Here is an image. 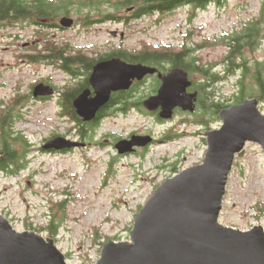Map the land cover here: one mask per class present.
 I'll list each match as a JSON object with an SVG mask.
<instances>
[{"label":"rangeland","instance_id":"rangeland-1","mask_svg":"<svg viewBox=\"0 0 264 264\" xmlns=\"http://www.w3.org/2000/svg\"><path fill=\"white\" fill-rule=\"evenodd\" d=\"M227 4L223 9L210 6L194 18L188 8L177 14L152 13L140 19L132 17L133 9H126L118 13L119 21L100 24L98 20L106 14L93 11L91 20L95 23L85 26L86 11L83 15L72 11L71 29L57 28L66 17L63 15L42 20L45 25L18 22L0 26V111L19 102L16 130L30 147L25 171L15 177L0 171V213L17 231L44 229L39 233L55 240L68 264H95L104 244L129 240L136 216L159 186L203 163L207 151L204 134L222 124L219 116H207L208 125H201L194 113L180 110L164 121L145 108L127 113L110 109L96 134L82 141L77 124L63 115L58 93L48 102L32 96L40 83L54 86L60 94L76 83L60 62L43 59L46 38H52L58 49L68 45L93 57L141 46L178 50L186 44L199 66H214L210 73L226 78L206 81L194 73L192 79L197 84L210 83L208 89L216 102L234 106L242 74L229 76L225 72L229 49L222 40L260 18L264 0H229ZM104 11L112 13L101 4ZM245 52L251 62L264 61V41L258 50ZM34 56L39 62L32 61ZM152 82L148 80L141 92L151 90ZM260 109L264 113V103ZM58 136L87 146L70 152H45L44 144ZM132 136H151L154 142L136 153L119 155L115 145ZM61 203L62 207L55 205ZM53 214L63 221L58 234L51 237L46 229ZM220 222L242 231L264 227V151L257 144H248L236 158Z\"/></svg>","mask_w":264,"mask_h":264},{"label":"water","instance_id":"water-1","mask_svg":"<svg viewBox=\"0 0 264 264\" xmlns=\"http://www.w3.org/2000/svg\"><path fill=\"white\" fill-rule=\"evenodd\" d=\"M61 28L70 29L74 20L64 17ZM117 36L116 33H113ZM158 74L162 84L157 95L143 107L161 120H171L177 110L195 113L197 92L185 69L167 75L121 58L102 61L89 79L91 88L74 101L82 123H91L106 107L114 93L129 91L135 81ZM51 85L40 83L33 97L50 98ZM161 109V110H160ZM221 127L205 132L207 151L202 164L186 169L159 186L136 216L128 241L104 244L95 264H264V227L249 231L227 227L220 222L224 199L236 158L248 144L264 151V113L257 99L223 109ZM151 136H132L115 148L119 155L151 146ZM87 144L65 137L47 141L44 151L69 152ZM0 264H68L55 240L35 231L19 232L0 213Z\"/></svg>","mask_w":264,"mask_h":264},{"label":"trees","instance_id":"trees-1","mask_svg":"<svg viewBox=\"0 0 264 264\" xmlns=\"http://www.w3.org/2000/svg\"><path fill=\"white\" fill-rule=\"evenodd\" d=\"M104 1L108 2V0ZM160 1L112 0L111 2L109 1L112 13L108 16L112 20H118L119 12L133 9L132 17L140 19L152 14L156 9V3ZM101 4L105 3L99 0H0V22L10 20L16 23L30 22L37 25H45L42 20L52 21L61 15L71 16L72 11L80 14L86 11V15H84L86 17L84 25L86 26L93 23L91 20L93 11L97 12L98 15H103L100 11ZM259 25L258 21L256 23H249L245 25L244 31L239 35L226 40L230 48L228 60L230 62L231 75H235L237 71L242 74L238 82L239 91L234 97L235 105L242 104L248 99H257L260 104L264 103V61L255 60L251 62L247 59V53L245 52L247 49L256 51L259 48ZM48 27H50L49 24ZM52 41V38H46L44 43L46 54L43 59L60 62V67L75 79L76 82L75 85L65 87L62 91L60 103L63 108V115L77 124L78 134L82 141L91 139L99 129L101 125L100 121L103 117L95 123H82L75 112L73 104L75 99L89 87L88 78L93 66L98 60H102L105 57L102 56L99 59H94L81 51L74 52L72 47L68 45H66L64 50L58 49V44ZM144 48V50L137 53L117 51L113 52L112 55L106 56L118 57L128 63H142L160 69L164 68L166 64L181 67L189 73L191 79L194 73L201 74L206 81L214 79V82H219L226 79L219 78L218 75L210 73L214 66L210 68L199 66V60L193 56V51L186 44H183L178 50L170 48L151 50L149 47ZM41 53L39 52L38 54ZM37 58L36 56L32 57V61L39 62L36 60ZM209 87L210 83L208 84L203 81L197 84L193 80V91L198 93L196 111L193 116L198 119L196 123L201 125H208L207 116L209 118H216L223 109L232 106L216 102L214 93L209 91ZM130 99V97L129 101L124 99L123 109H120V111H130V107L132 106ZM18 103L17 101L15 107H9L6 110L0 111V171L11 177L20 175L27 169V154L30 149L28 140L16 130L17 123L20 120L18 113H16ZM55 205L62 207L64 203ZM62 221L63 219H57L55 214L52 215L46 229L51 237L58 234ZM31 230L37 233L45 231L44 229L40 230L36 228H32Z\"/></svg>","mask_w":264,"mask_h":264},{"label":"flooded vegetation","instance_id":"flooded-vegetation-1","mask_svg":"<svg viewBox=\"0 0 264 264\" xmlns=\"http://www.w3.org/2000/svg\"><path fill=\"white\" fill-rule=\"evenodd\" d=\"M228 1L229 0H207L206 2H205V0H161L160 2H157L156 3V9L154 10L153 15H155V14H159V15L177 14L178 11H181V10H184V9L188 8L189 11L191 12L192 17L194 18V17H197L198 16V14H199L200 11H206L210 6L217 7L219 9H223V8H225V6L228 5L227 4ZM103 3H105L104 4L105 9H111V5H110L109 1L108 2L107 1H103ZM102 13L103 14H106V15L102 16V18L100 20H98V22L100 24L101 23H104L105 24V23H108V22L112 21V19L109 18V16H108V14H107L106 11H104ZM147 16H151V15H147ZM193 18L190 19L189 22L192 23ZM47 21H50V20H47ZM257 21L260 24L259 25V28L260 29H259V34H258L259 35L258 38L260 39V46H259V48H260L261 45H262V43H263V41H264V7H263V12L261 13V17L255 19L254 22H250V23H256ZM92 22L95 23L94 21H92ZM123 22H124V20H123ZM13 23H16V22H12L10 20L3 21V22H0V26L1 27H5L7 24L9 26H11ZM248 24L249 23H247L245 25H248ZM245 25H244V27L242 28V30L239 33H236L233 36L239 35L242 31H244L243 29L245 28ZM58 27L61 28L60 25L57 26V28ZM233 36H228V35L224 36V38H223L222 41H223V43H225V46L228 47V44L226 43V40H229V38H231ZM187 37H188V39H190L192 37V33L189 32V34L187 35ZM144 47H148V46H141L139 49H134V50H123V49H120L118 51H126V52L137 53V52H140V51L144 50L145 49ZM149 49H151V50H161V49H154V48H151V47H149ZM228 49H229V53L225 57V60H224V68L226 70L225 72L228 75H231V68L229 66L230 65L229 63L230 62L228 60L229 55H230V48L228 47ZM74 52H80V51H74ZM81 52H83L85 54L84 51L81 50ZM115 52H117V50ZM112 53L113 52L107 53V54H104V55H101V56H97V57H93V56H90L89 55V57L94 58V59H99L102 56H104L105 58L102 59V60H98V62L93 66V68L91 70V73H90L88 79H90V76L92 75V73L94 71V67L98 63H100L102 61H107V60H110V59H113V58H118V57H109V56H106V55H109V54L112 55ZM42 57H44V56H42ZM130 64H134V63H130ZM139 64H142V63H139ZM142 65L147 66V67L155 68V69L158 70V73H162L163 75H167L168 73H170L171 71H173L176 68H181V67H176V66H172V65H168V64L164 65V68H162V69L156 68L154 66L145 65V64H142ZM181 69H184V68H181ZM236 73H239V71H237ZM189 77H190V75H189ZM150 79H152V81H153L152 82L151 90H149V91L148 90H144V91L141 92V90L143 89V87L146 85V83ZM190 79H191V77H190ZM88 82H89V80H88ZM161 84H162V82L159 79L158 74L153 75V76H151V75L150 76H147L143 81H135L133 83L132 88L129 91L114 93L113 96H112V99H111L110 103L99 112L97 119L94 120L91 123H95L97 120H99V119H101V117H103L101 119V121H100V123H102V121L105 118H107V116H109L107 114V111H109L110 109H115L117 112H120V113H127V112L120 111V109H123V101H124V99H127L128 100L129 97L131 98L130 99L131 103L130 102L129 103L132 104V106L130 107V111L132 109L133 110H140L141 108H144L143 107L144 101L146 99L150 98L153 95H157L158 90L161 87ZM89 88H91L90 84H89V87L87 89H89ZM55 89H56V91L58 93V96H59V99H60L62 93L60 94V92L57 90V88H55ZM189 92H193V86L189 89ZM142 93H143V95H141ZM55 96L50 97V98H46V99H41L40 98V99H37V100H40V101H43V102H48L49 100L53 99ZM60 106L62 108L61 103H60ZM177 111H179V110H177ZM156 115H157V113H156ZM74 150H76V149H74Z\"/></svg>","mask_w":264,"mask_h":264}]
</instances>
